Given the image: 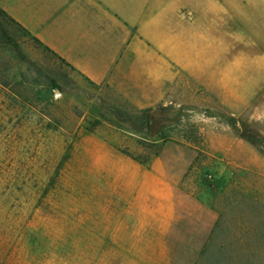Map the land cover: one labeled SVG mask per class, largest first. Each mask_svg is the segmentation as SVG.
Masks as SVG:
<instances>
[{"label":"rangeland","instance_id":"374dc122","mask_svg":"<svg viewBox=\"0 0 264 264\" xmlns=\"http://www.w3.org/2000/svg\"><path fill=\"white\" fill-rule=\"evenodd\" d=\"M0 32V264H264V89L139 107Z\"/></svg>","mask_w":264,"mask_h":264},{"label":"crops","instance_id":"0c3cea01","mask_svg":"<svg viewBox=\"0 0 264 264\" xmlns=\"http://www.w3.org/2000/svg\"><path fill=\"white\" fill-rule=\"evenodd\" d=\"M0 9L88 82L139 107L171 99L178 78L218 99L264 89V0H0ZM254 73L260 81L238 77Z\"/></svg>","mask_w":264,"mask_h":264},{"label":"trees","instance_id":"16d2710c","mask_svg":"<svg viewBox=\"0 0 264 264\" xmlns=\"http://www.w3.org/2000/svg\"><path fill=\"white\" fill-rule=\"evenodd\" d=\"M12 23V24H15L16 26H18L19 28H21L22 30H24L26 33H28L24 28H22L18 23H16L11 17H9L2 9H0V28L3 26V24L4 23ZM29 34V33H28ZM0 38H1V32H0ZM33 38V40H35L37 43H39L40 44V42L36 39V38H34V37H32ZM41 45V44H40ZM46 50H48L46 47H44ZM49 51V50H48ZM52 53V52H51ZM53 54V53H52ZM61 60V59H60ZM2 192V191H1ZM260 237H262L263 239H264V231L262 232V233H260ZM221 251H229V249L228 250H225V248L224 247H219L218 248V252H220V255H214V256H212V254H213V252L211 253V251L209 252L208 251V248L206 247V248H204L203 250H202V253H201V255H202V257H204V258H208V259H211V261H210V263H208L207 262V264H230V263H227V260H228V262H229V260H230V253H232L231 252V250L227 253V255H221ZM208 252V253H207ZM217 252V251H216ZM211 256V257H210ZM226 260V261H225ZM246 264H255V263H253V261L252 260H250L248 263H246Z\"/></svg>","mask_w":264,"mask_h":264}]
</instances>
